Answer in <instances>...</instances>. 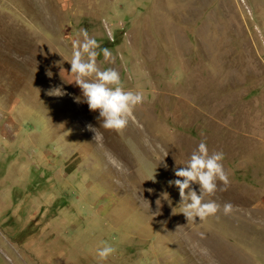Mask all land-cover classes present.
I'll return each instance as SVG.
<instances>
[{"label":"rangeland","instance_id":"374dc122","mask_svg":"<svg viewBox=\"0 0 264 264\" xmlns=\"http://www.w3.org/2000/svg\"><path fill=\"white\" fill-rule=\"evenodd\" d=\"M83 30L144 95L120 132L72 82ZM201 141L234 210L188 221ZM0 264H264V0H0Z\"/></svg>","mask_w":264,"mask_h":264},{"label":"clouds","instance_id":"9594fccd","mask_svg":"<svg viewBox=\"0 0 264 264\" xmlns=\"http://www.w3.org/2000/svg\"><path fill=\"white\" fill-rule=\"evenodd\" d=\"M82 36L83 41H73L72 58L69 60L70 72L75 75L72 82L81 89L83 100L88 104L90 111H99L98 119L101 120V126L120 132L127 126L130 119H134V109L143 103L144 95L142 92L125 90L118 70L114 68L102 70L97 64L99 53L96 49L100 48L99 43L95 38L90 37L86 30L82 31ZM102 52L106 60L112 59L109 49L103 48ZM48 75L51 76V72ZM92 77L94 79H90ZM50 94L62 95L54 91ZM88 128L95 132L94 139H98L99 134L96 128L92 125H88ZM224 158L222 151L210 152L207 144L201 141L187 163L183 167L174 169L177 178L168 183L178 188L180 203L184 205L182 213L188 221L195 220L197 217L203 221L209 216L216 215L221 208L225 215L234 210L231 203L221 206L215 201L205 202L204 200L205 196L214 195L218 190H227L226 187L218 188L217 183L222 182L225 186L229 184V177L223 164ZM194 184L199 185V194L193 187ZM167 200L171 206L172 200ZM156 205V213L159 214V199ZM115 251L113 246L105 242L103 247L98 248L97 255L100 260H107L114 255Z\"/></svg>","mask_w":264,"mask_h":264}]
</instances>
